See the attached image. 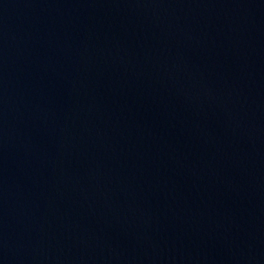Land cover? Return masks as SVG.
Wrapping results in <instances>:
<instances>
[{"label": "water", "instance_id": "1", "mask_svg": "<svg viewBox=\"0 0 264 264\" xmlns=\"http://www.w3.org/2000/svg\"><path fill=\"white\" fill-rule=\"evenodd\" d=\"M0 264H264V0H0Z\"/></svg>", "mask_w": 264, "mask_h": 264}]
</instances>
